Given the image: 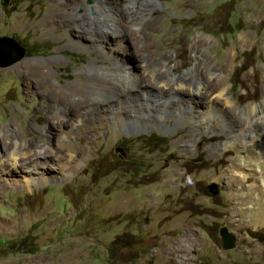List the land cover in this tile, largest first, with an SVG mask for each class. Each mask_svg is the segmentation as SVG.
<instances>
[{"label":"rangeland","instance_id":"374dc122","mask_svg":"<svg viewBox=\"0 0 264 264\" xmlns=\"http://www.w3.org/2000/svg\"><path fill=\"white\" fill-rule=\"evenodd\" d=\"M1 35L26 51L0 66V264H264L227 121L199 124L185 102L161 119L157 84L135 86L148 64L190 80L198 67L234 125L256 104L264 131V0H0ZM116 89L132 94L108 105ZM15 148L36 151L32 168L5 163Z\"/></svg>","mask_w":264,"mask_h":264},{"label":"bare ground","instance_id":"6f19581e","mask_svg":"<svg viewBox=\"0 0 264 264\" xmlns=\"http://www.w3.org/2000/svg\"><path fill=\"white\" fill-rule=\"evenodd\" d=\"M147 1H153V0H147ZM103 5L107 6V3L106 2L100 3L99 1H97L96 8L98 9L99 14L105 17L107 11L104 9L105 7ZM113 12L114 11H112V13ZM60 16L61 17L64 16V11L61 9H57L55 12L50 13L45 17H50L54 20V17L56 18ZM102 24L104 25L105 22ZM129 26L134 27L135 24L131 23ZM119 35L120 34H118L117 36ZM132 50L137 51L138 53H142V51H139L135 46H132ZM147 66L148 67L145 69L144 74H142V77L138 76L140 78V81L135 86L137 87L136 90L140 91L141 93L143 91L142 89L146 87L145 86V84L147 83L146 78L148 77L151 80H153L155 84H157L156 91L158 92V95H156L155 98L158 103L156 105L161 106L160 110L157 112V113L160 112L161 115H158V117H160L161 119L165 117L166 114H164L163 112V110H165L164 108L177 111L181 109V105H183V103L185 102L187 103L186 107H188V111L190 112V117L194 118L195 121L198 122L199 124L203 122L202 120L204 119V117H206L208 114L211 113L218 114L219 116L224 118L225 121H227L226 122L227 128L230 130L231 133L237 135V138L235 139V141L233 142L229 141L228 142L229 144H225L224 145L225 149H227L228 147H232L246 153L244 155L240 154L239 159L237 160L238 166L237 167L232 166L231 168V171H233L234 169L236 170L238 168L236 171H234V173L241 179V196L243 201L245 202L244 203L245 206L241 207V209L246 212L247 216H250L252 218L253 224L257 226H263L264 225V131L261 129L258 121L253 123L251 122V119L249 120L250 115L256 113L258 109L257 105L252 104L250 106V113L246 121L244 120L241 121L240 124L234 125L233 121H231V118H233L235 114V110L233 111L231 109V106H233L232 98L230 96H227L226 93H224L225 89L218 93H211V89H214L217 86L220 88L223 86H221V84L219 83L217 85L209 82L206 83L204 81V77L201 74L200 70H198V67H197V71L199 76H196L193 80H190L179 76H178L179 78H176L172 73L164 72V70L161 71L155 65L149 66L148 64ZM131 75L132 73L129 70H126V76L129 78V76ZM218 81L221 83L220 79ZM185 89H188L189 91L188 92L184 91ZM131 90L132 89L130 90L127 89L121 92V91H117L116 89L114 91H109L111 95L114 94L113 98L115 99H113L112 101H108L109 102L108 105H112L111 102H117V101L119 102L121 99V94L124 92L126 96L131 95L132 94ZM140 93H138V96L135 95L137 96L134 98L135 102L142 100L141 99L142 95L144 96L149 95L145 92H143L142 95ZM175 97L178 98L175 99ZM220 98H222L225 102L220 100ZM106 102L102 101L101 103H99L100 107L103 108L106 105L105 104ZM115 110L120 111L121 110L120 105H117L115 107ZM62 116H63L62 114H59L58 118ZM94 117L98 118L97 115H95ZM118 118H120V121H126L124 118L121 117ZM58 122H60V120ZM34 153H36V151L32 149L30 150L29 148H26V150L24 149V151L15 148L11 152L10 157L5 158L4 161L9 165V167H16V166L22 167L26 165L28 168H32L33 166L30 165L31 162H29L30 160H27L28 159L27 157L33 155ZM36 158L37 156L33 157L32 160Z\"/></svg>","mask_w":264,"mask_h":264},{"label":"water","instance_id":"95a60500","mask_svg":"<svg viewBox=\"0 0 264 264\" xmlns=\"http://www.w3.org/2000/svg\"><path fill=\"white\" fill-rule=\"evenodd\" d=\"M25 47L18 40L11 36L0 37V66L7 67L20 61L25 56ZM122 151V149H121ZM211 195L218 192L217 185L212 183L209 186ZM222 246L225 249H232L237 246V236L224 226L220 230Z\"/></svg>","mask_w":264,"mask_h":264},{"label":"flooded vegetation","instance_id":"af4514ba","mask_svg":"<svg viewBox=\"0 0 264 264\" xmlns=\"http://www.w3.org/2000/svg\"><path fill=\"white\" fill-rule=\"evenodd\" d=\"M2 36V35H1ZM11 66V65H10ZM8 67V66H7Z\"/></svg>","mask_w":264,"mask_h":264}]
</instances>
